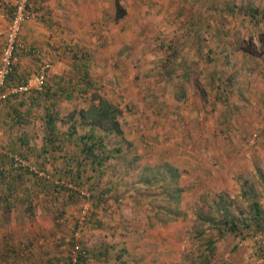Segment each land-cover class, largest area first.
<instances>
[{"label": "rangeland", "instance_id": "374dc122", "mask_svg": "<svg viewBox=\"0 0 264 264\" xmlns=\"http://www.w3.org/2000/svg\"><path fill=\"white\" fill-rule=\"evenodd\" d=\"M103 1L112 4L114 16L122 15L124 7L133 8L134 34L120 31L135 41L134 54H95L97 59L85 60L93 69L81 76L85 68L79 60L72 62L70 49L63 48V57L56 61L60 69H67L69 94L42 98L40 105L29 99L35 89L8 93L0 100V150H32L35 155L44 146L64 147L84 165L82 176L91 177L89 185H82L65 175L74 188L66 183L63 192L49 190L51 213L60 225L55 229L67 231L55 248L58 264H66L82 209L86 213L80 241L89 253L85 264H264V0H136L134 5L127 0ZM31 4L35 13L28 20L37 13L34 0ZM179 4L180 34V24L174 21ZM179 35L182 40L173 54ZM17 40L22 45L15 63L18 72L7 89L34 75L27 69L33 67L24 58L26 52L36 61L33 73L49 65L40 90L50 91L56 79L47 78L51 59L19 34ZM2 44L0 38V49ZM23 70L28 74H21ZM93 94L118 105L124 137L93 131L104 138L102 153L108 155L100 165L88 163L92 156L82 152L79 135L89 127L79 125L71 139L64 138L70 133L68 115L87 106ZM50 103L57 115L54 147L41 117ZM22 138L28 148L21 146ZM98 149L94 148L101 155ZM56 152H49L54 171V163H59ZM51 172L41 181L49 180ZM219 197L234 224L228 223L220 233L203 220L220 218L214 208Z\"/></svg>", "mask_w": 264, "mask_h": 264}, {"label": "crops", "instance_id": "0c3cea01", "mask_svg": "<svg viewBox=\"0 0 264 264\" xmlns=\"http://www.w3.org/2000/svg\"><path fill=\"white\" fill-rule=\"evenodd\" d=\"M11 1L13 0H0V29H4L7 25L10 12L6 14V7L10 6ZM127 2L134 5L136 0H127ZM34 3L37 9L36 17L22 23L19 38L34 48L39 46L45 50L46 58L51 59L53 67H51L50 73H47V78L52 76L56 79H53L49 92L69 94L72 90L67 87L70 85L67 69H60L63 66L59 61H56L58 57H63L60 55L63 48L70 49V53L73 54L70 55L72 62L79 60V65L83 67L82 69L85 68L81 76H85L89 68L93 69L92 63H87L89 66L87 67L85 60L97 59L95 54L109 52L119 58L123 57L122 54L124 56L134 54L133 42L135 43V41L129 36H124L120 31L122 28L126 30L125 35L134 34L135 19L133 17L135 15H132L133 8L130 5L127 8L124 7L121 17H117L113 15L112 4L103 0H34ZM179 5L180 7L177 6L178 9L174 13V21L175 25L177 20L180 24V34L181 20L179 19L182 7L181 4ZM57 19L64 21L62 25L51 23ZM68 20L73 21L69 26L67 25ZM148 38L150 41V33H148ZM175 39H178V43L177 40H174L173 54H177V46L179 47L178 44L182 37L179 35V38L175 37ZM105 45H108L107 48ZM22 52L25 51H20V53ZM66 53L64 51V55ZM23 55L24 58L30 59V65L33 67L32 69L26 68L35 75V72L33 73L36 70L35 59L30 58L26 52ZM66 58L68 59V56ZM21 64L22 61L19 62L18 68L22 67ZM17 66L14 68L15 72H18ZM28 70H23L21 74L27 75ZM25 135L26 133H22L21 137H25ZM71 137L69 134L64 136L68 140ZM26 143V138H22L21 146L28 148ZM54 144L56 142H50L51 147H54ZM50 151H57L55 157L59 158V163H54L55 171L49 164L53 156L49 153ZM29 152L17 154L7 151V148L0 150V264H58L60 260L55 248L65 240L67 231L65 232L61 227L58 230L55 229L57 224H55L54 215L51 213L54 201L49 190L50 188H61L60 191H65L63 186L65 187L69 180L72 181V179L64 178L65 175H70L73 181L74 178L81 180L80 184L82 185L83 183L89 185L91 182V177L84 178L82 176L86 171L84 165H82L83 167L78 165L75 155L67 154L64 147L56 150L44 146L36 151L35 155H32L34 153L32 150ZM11 154L19 155L18 157L24 159L31 167L45 169L48 173L52 171L51 178L41 181L42 179L35 177L27 169H14L10 165ZM89 161L90 159L87 160L88 163L91 162ZM6 162L7 164H5ZM65 169L66 174L64 173ZM71 170L75 173L74 177ZM65 179L68 181L65 182Z\"/></svg>", "mask_w": 264, "mask_h": 264}, {"label": "trees", "instance_id": "16d2710c", "mask_svg": "<svg viewBox=\"0 0 264 264\" xmlns=\"http://www.w3.org/2000/svg\"><path fill=\"white\" fill-rule=\"evenodd\" d=\"M121 13H118L116 16H120ZM33 49V48H32ZM12 72H10L6 79H5V85H8L10 81L12 80L13 75L15 74L14 68L12 67ZM86 75V74H85ZM31 92V91H30ZM55 93L48 91V89L43 90H33L31 94H29V99L31 103H36V105H40L41 99L43 98H49L53 96ZM50 95V96H49ZM43 114L42 119L44 122V125L46 126V132L48 135H50L49 143L50 142H56L55 139L58 138V133L56 134V126L55 121L57 119V115L54 112L53 105L50 103L49 106L43 107ZM120 108L117 104L111 102L107 98L100 96L98 94L91 95L90 101L87 106L77 108L76 110H72L70 114L68 115V125L70 128L69 135L76 133L77 128L79 125L89 127V130L83 135H79L80 141H82V152L85 155L90 154L92 157H90V161L94 162L95 164L100 165L103 159H105L108 155L107 153L104 154L102 152L104 151V145H102V141L104 138H99L95 135L93 132L96 128L104 131L105 134H115L118 136L123 137V129L121 126V123H119V116H120ZM89 141H92V143H88ZM100 147V150L97 151L101 152V155L99 153H96L94 150L95 147ZM116 151H119V147L116 149ZM104 154V155H103ZM99 156L97 159L96 156ZM220 201L214 203L215 211L218 212L220 215L219 219L213 218L211 216L204 217L203 220L210 221L214 227H216L217 231L220 233L223 230V227L229 223L232 227L234 224L231 223L230 218L227 219L228 213L225 210V206L222 203L223 198L219 197ZM254 212L257 216H260V209L256 207V204H253ZM209 252L211 250V247H209ZM117 256V255H116ZM119 256V255H118ZM207 262V258L205 257L204 263ZM82 264H85L84 262Z\"/></svg>", "mask_w": 264, "mask_h": 264}, {"label": "built area", "instance_id": "2783aa9c", "mask_svg": "<svg viewBox=\"0 0 264 264\" xmlns=\"http://www.w3.org/2000/svg\"><path fill=\"white\" fill-rule=\"evenodd\" d=\"M34 9L31 0H14L7 25L4 30H0V38L3 39V44L0 49V100L4 99L8 93H23L32 89H40L45 79V68L48 65L45 63L40 67V70L35 75L26 78L21 83L13 85L7 89L5 79L7 75L12 72V67L17 62V51L22 47L18 42L17 36L19 34L21 25L24 21L33 18ZM34 52V50H29ZM11 166L14 169H27L32 175L39 178H49V174L41 169L29 166V164L22 158L12 155ZM70 187V184H67ZM74 188V187H70ZM86 211L81 212V217L75 223L74 230L71 234V244L68 251L66 264H82L86 262L89 253L80 241V230Z\"/></svg>", "mask_w": 264, "mask_h": 264}]
</instances>
